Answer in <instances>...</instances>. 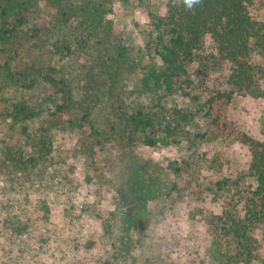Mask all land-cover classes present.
Returning a JSON list of instances; mask_svg holds the SVG:
<instances>
[{"label":"rangeland","instance_id":"rangeland-1","mask_svg":"<svg viewBox=\"0 0 264 264\" xmlns=\"http://www.w3.org/2000/svg\"><path fill=\"white\" fill-rule=\"evenodd\" d=\"M172 1L0 0V264H217L214 239L225 255L237 248L222 228L228 211L241 216L255 187L246 170L251 142L264 141V76L254 71L260 97L256 87L233 86L206 38L187 89H145L141 73L160 64L151 24ZM250 13L264 19V0ZM64 43L73 56L56 49ZM119 46L126 54L112 84L106 59ZM252 62L264 65L256 53ZM61 71L75 106L49 129L62 102L49 78ZM216 91L230 97L218 113L221 129L210 124L217 113L207 115ZM21 102L36 115L15 124L11 106ZM80 104L95 126L81 120ZM139 111L154 117L148 136L129 119ZM75 113L80 121L68 123ZM44 135L45 161L15 166L20 155L36 156Z\"/></svg>","mask_w":264,"mask_h":264},{"label":"trees","instance_id":"trees-1","mask_svg":"<svg viewBox=\"0 0 264 264\" xmlns=\"http://www.w3.org/2000/svg\"><path fill=\"white\" fill-rule=\"evenodd\" d=\"M254 1L200 0V3L192 10H188L182 0L167 3L164 16L157 18L151 24L152 30L148 36L150 40L153 38V49L160 64L144 69L141 73L142 86L151 92H171L176 84L180 83L179 86L182 89H187L191 84L189 72L195 52L204 45L205 39L209 38L217 53L215 60L220 66L227 67L233 86L245 91L256 87V95L260 97V90L254 81V71L264 76V65L254 66L252 59L256 53V56L264 61V19H254L251 15L250 8ZM15 10L13 9V12ZM93 11L90 12L91 19L98 20V24H101L103 11L99 8H94ZM94 15L97 19H94ZM19 23L21 24V20ZM65 43L60 44L56 49L73 56L75 50ZM77 46V50L84 49V46ZM117 49L116 55L106 59L108 62L107 80L112 84L117 82L121 76L122 60L126 54L125 47L119 46ZM64 73L65 71H61V77L58 80L47 76L62 93V102L55 106L52 113L54 117L51 121L52 125L46 124L49 129L58 127L60 116L65 113V110L75 106L71 94L72 88L68 85L71 79ZM4 79L0 76V94L5 88ZM97 96L95 93L96 99H98ZM229 99L228 94L216 91L207 101L208 117L211 116L213 110L217 113V116L210 118L213 128L221 129L224 126L220 124L218 113L228 104ZM6 103L7 100L0 97V107L3 108ZM78 107L80 108H74L76 112L80 113L85 110L84 115H81V120L86 121L92 127L95 126L89 120L91 111L87 110L83 104ZM11 109L10 116H13L12 122L15 124L29 121L36 115V112L24 102L13 104ZM69 119L68 123L80 121L76 113ZM129 119L136 133L148 136L147 132L152 133L151 131L154 130V117L141 113V111L131 115ZM47 128L43 130L48 131ZM36 146V156L31 155L25 159L20 155V160L14 159L15 166L29 161H45L51 151V141L48 136L44 135L39 138ZM250 147V164L246 173L249 178L253 179L255 187L250 191V199L244 203L241 216L237 214V211H228L227 227L222 228L223 235L234 239L237 248L229 250L225 255L218 248L220 244L217 239L213 240L210 254L217 264H232L238 261H244V264H251L253 261L256 264H264V256L261 254V250L264 249V141H252ZM259 234L263 236L261 240L258 237Z\"/></svg>","mask_w":264,"mask_h":264},{"label":"clouds","instance_id":"clouds-1","mask_svg":"<svg viewBox=\"0 0 264 264\" xmlns=\"http://www.w3.org/2000/svg\"><path fill=\"white\" fill-rule=\"evenodd\" d=\"M182 3L188 10H192L194 6L200 3V0H182Z\"/></svg>","mask_w":264,"mask_h":264}]
</instances>
